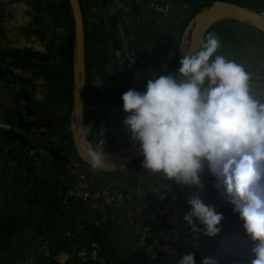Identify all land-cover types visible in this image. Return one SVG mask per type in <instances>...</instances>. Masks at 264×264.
<instances>
[{
    "label": "rangeland",
    "instance_id": "374dc122",
    "mask_svg": "<svg viewBox=\"0 0 264 264\" xmlns=\"http://www.w3.org/2000/svg\"><path fill=\"white\" fill-rule=\"evenodd\" d=\"M42 1L44 10L37 13L20 0H0V149L3 146L11 148L12 155L22 159L33 174L22 184V180L8 178L5 168L0 166V209L8 205V210L21 218L27 215L28 209L34 213L29 227L12 234L7 242L0 243V264H166L153 262L130 229L116 227L102 220L98 213L82 203L65 200L66 192L74 185L82 186L80 192L87 188L92 194L102 193V198L105 194L111 196L123 189L141 190L157 203L161 202V189L152 182V174L142 168L143 159L107 174L88 167L78 158L71 133L72 96L67 91L73 81V70L71 77L69 63L58 54L69 35V23L64 18L51 21V12L54 13L61 0ZM106 1L103 0V3ZM149 1L143 2L142 28L138 33L132 32L126 17L114 10V13L105 16L103 26L98 25L101 21L97 17V24H93L90 16L86 18L87 49L91 57L89 70L94 89L91 93L94 96L90 108L92 117L86 120L89 127L88 148L89 151L100 152L102 157L115 155L116 161L138 146L131 141L123 123L126 113L121 114L123 102L120 89L144 91L153 76L149 73L142 80L138 78L135 81L133 77L136 74L129 77L118 75L115 61L120 56V47L118 56L112 62L113 68H110L108 55L99 44L115 42L117 45L116 24L122 22L132 38L138 36L140 40L143 37L152 47L155 35L169 32L175 24L188 25L201 11L194 13L188 6L178 7L173 17H166L162 14L161 2ZM83 2L87 6L94 4V0ZM256 10L264 13V9ZM114 17H117L116 21ZM95 25H98V30L97 27L94 29ZM96 31H99L98 34H95ZM210 33L215 34L220 41L221 47L217 54L242 64L246 71L264 68V35L258 31L227 17L220 20ZM43 37L48 39L55 55L49 64L50 72L61 79L62 86L57 87L55 79L36 78L32 72L14 67L8 57L14 49L46 50ZM183 48L186 50L187 43H184ZM166 50V47H162L159 53L163 54ZM178 52L179 55L181 46ZM163 58H159L161 66L164 64ZM106 109L111 111V119L99 115ZM99 129L102 131L99 132ZM104 134L108 138L111 134L115 135L117 141L101 145L99 140ZM117 145L120 149L113 151ZM63 150L71 151L72 155L62 158L60 152ZM36 172L41 173V176L35 183L34 203L30 197ZM165 181L167 186L165 184L163 189H169L170 195L180 198L188 196L190 186L178 185L167 179ZM215 184L216 181L211 185L214 195L218 194L231 215L239 218L217 191ZM246 237L244 228L235 230V248H242V260L246 257ZM202 248H208L207 241Z\"/></svg>",
    "mask_w": 264,
    "mask_h": 264
},
{
    "label": "clouds",
    "instance_id": "9594fccd",
    "mask_svg": "<svg viewBox=\"0 0 264 264\" xmlns=\"http://www.w3.org/2000/svg\"><path fill=\"white\" fill-rule=\"evenodd\" d=\"M220 47L213 33L195 51L182 45L176 73L149 79L144 91L123 93V123L148 172L203 191L207 168L252 241L251 264H264V102L252 94L250 73L217 54ZM72 129L89 131L81 120ZM88 156L93 169L106 166L100 152ZM188 205L183 220L193 232L209 238L221 232L224 216L213 205L199 195ZM176 264H195L193 252ZM202 264L219 261L205 256Z\"/></svg>",
    "mask_w": 264,
    "mask_h": 264
},
{
    "label": "built area",
    "instance_id": "2783aa9c",
    "mask_svg": "<svg viewBox=\"0 0 264 264\" xmlns=\"http://www.w3.org/2000/svg\"><path fill=\"white\" fill-rule=\"evenodd\" d=\"M117 38L120 56L115 61V71L122 77L137 74L149 65L148 56L140 54L124 23H117ZM252 94L264 102V68L249 69ZM203 191L191 186L188 196L182 198L170 195V190H161V202L150 200L144 191L122 190L102 198V193L80 192L79 185L67 191L65 200H74L99 214L102 220L109 221L116 227H126L133 232L136 240L147 250L149 258L155 263L176 264L184 254L193 252L195 264H202L205 256L218 259L219 264H244L242 248H235V230L243 228L241 220L224 216L221 232L214 238L204 236L202 232L191 230L183 220L190 206L188 200L199 195L205 204L213 205L222 213L224 204L221 197L214 195L212 184L202 183ZM171 197V198H169ZM166 202V203H165ZM198 227L202 230L203 226ZM246 233V232H245ZM207 241L208 248H202ZM253 246V245H252ZM232 261H229V257Z\"/></svg>",
    "mask_w": 264,
    "mask_h": 264
},
{
    "label": "trees",
    "instance_id": "16d2710c",
    "mask_svg": "<svg viewBox=\"0 0 264 264\" xmlns=\"http://www.w3.org/2000/svg\"><path fill=\"white\" fill-rule=\"evenodd\" d=\"M20 1L25 2L30 8H32L37 13H41L44 10V3L42 0H20ZM158 1H160L163 5H166V6H175V7L188 6L191 8V10L194 13H196L200 9L203 8L204 4H210L216 0H158ZM221 1H228L232 3H236L241 6L248 7L254 10L264 9V0H221ZM81 2H82L83 11L85 14V5H84L83 0H81ZM52 17L56 19L64 18L69 23V28H68L69 35L64 41L63 45L58 50V54L69 63L70 74L72 77V70H73L72 68H73V61H74L73 60L74 58V31L72 27V14H71L70 6L67 0L60 1V3L57 5V9L52 14ZM113 24H116V23L113 22ZM187 26H188L187 23H183L179 25L176 29L177 41H176L175 55L171 58V65H170L171 68L170 70H168V74L176 72V68L178 66V56H176V54L179 53L178 51L180 50V46H181L183 36H184ZM148 43L149 42L146 39H144L141 42L136 43L135 48L138 53L146 54L149 60V54L147 51ZM87 54H88L87 55L88 75H87V82H86L85 97H86V120L89 121L90 117H92V110L90 108L94 102V96H91V93L94 92V89H93L92 76L89 70L91 66V61H90L91 57L89 56L88 49H87ZM8 57L11 59V63L14 65V67L27 71V72H32L36 78H41L43 80L55 79L56 86L57 87L62 86L61 79H59L58 77L56 78L55 74L50 72L49 64L55 58L53 49L51 47L48 48L46 53L32 51L30 49H14L12 52L8 54ZM141 70L146 72L148 70V66L143 67ZM67 91L70 94L69 96H72L73 81L68 85ZM120 91H121V95H123V93L126 92V89L123 88V89H120ZM26 99H28V97ZM121 112H122L121 114H124L123 109ZM99 115L105 117L106 119L112 118L111 111L107 109L101 112ZM98 131L101 132L102 129H99ZM116 141L117 139L115 135L111 134L110 137L108 138V135L104 134L101 140H99V143L105 146V144L107 143H114ZM119 149L120 148L117 145L113 149V151H118ZM105 151L110 152V150H107V149H105ZM201 176L205 179L215 180V178L207 172V168H205ZM152 179H153L152 182L159 189L162 190L164 187V181H163L162 175L152 174ZM35 200L36 198L34 199L33 202H35ZM8 208H9L8 205H4L0 209V243L7 242L11 238L12 234L17 232L23 226V219L18 217L13 212H10ZM222 214L226 217L240 220L238 217H234L233 215H231V212L229 211L228 207H225V206L223 207ZM245 244L247 245V249L245 250L246 257L244 260V264H251V248L253 244H252V241L248 239L247 237H246Z\"/></svg>",
    "mask_w": 264,
    "mask_h": 264
},
{
    "label": "water",
    "instance_id": "95a60500",
    "mask_svg": "<svg viewBox=\"0 0 264 264\" xmlns=\"http://www.w3.org/2000/svg\"><path fill=\"white\" fill-rule=\"evenodd\" d=\"M72 14V27L74 31V58H73V93H72V113H71V133L72 140L78 158L88 167L92 168L89 163V148L87 133L77 135L72 129L73 123L81 120L84 127L86 122V82L88 75L87 67V34L86 20L81 0H67ZM232 18L264 35V13L241 6L236 3L216 0L199 11L192 21L188 24L181 46L187 43L185 51L191 49L195 51L200 42L204 40L210 30L223 18ZM184 55V53H183ZM179 54V61L183 57ZM180 67V64H179ZM143 159L139 146L127 153L121 159L107 163L105 167L94 169L99 172L111 174L121 170L128 165ZM93 169V168H92ZM232 261V257H229Z\"/></svg>",
    "mask_w": 264,
    "mask_h": 264
},
{
    "label": "crops",
    "instance_id": "0c3cea01",
    "mask_svg": "<svg viewBox=\"0 0 264 264\" xmlns=\"http://www.w3.org/2000/svg\"><path fill=\"white\" fill-rule=\"evenodd\" d=\"M125 1H127V2L120 3L119 0H108V1H106L107 3H103V0H98V1L94 0V4L93 5L89 4V6H87L84 2L85 20H86V18H88L90 16V20H92L93 24H97L96 22L98 19L101 21V24H98V25L103 26V24H104L103 20H104V18H106L105 16H107V14H112L115 11V12H119L120 16L126 17L127 24L129 26V28L132 30V32L138 33V31L142 28L141 20H142V14H143L144 6H145L143 2H145L146 0H125ZM148 1L149 0H147V2ZM23 3H25V2H23ZM177 8L178 7H175V6L163 5V7L161 8L163 10L162 14H164V16H166V17L167 16L173 17V14L176 13ZM52 14L53 13L51 12V21L54 19L52 17ZM127 15H128V17H127ZM120 16H118V17L120 18ZM96 17H97V19H96ZM116 18L117 17H114L115 21L117 20ZM45 24L46 23L43 24L44 25L43 26L44 32L46 31ZM98 25H95L94 29H96V27ZM179 25L180 24H175V25L171 26L170 31L169 32L165 31L166 33H163V35H155L154 44L152 45V47L151 46L147 47V51L149 54L148 70L146 72H144L143 70L138 72L133 77L135 81L138 78H140L142 80V77H144L145 75H147L149 73L152 74L153 78H158L161 75H168V70H170V68H171L170 67L171 58L175 55V48H176V41H177L176 29ZM101 28L102 27H100V29ZM96 30H98V27ZM98 32L99 31H96L95 34H98ZM142 36H144V33ZM142 38L143 37H141V39ZM42 40L44 41V44L46 45L47 48L44 51H37V52H41V53L45 52L46 53L48 48H50L51 46H50V44H48V39L46 37H43ZM140 40H138V36H137V38L135 39V43L141 42ZM148 45H150V44L148 43ZM99 46H100V48H103V51H106V53L108 55V60H109L108 66H110V68H113L112 62L114 61V59H116V57L119 54L118 46L116 45L115 42H112V44L111 43L109 44V42H104L102 44H99ZM162 47H166L168 50H166L165 53L160 54L159 51ZM176 56H178V66L176 68V72H177V69L179 67V55H178V53L176 54ZM160 57H164L163 58V62H164L163 66H161L159 63ZM2 145H4V142L2 143ZM63 151L66 153V155H64L65 153L63 154ZM63 151L60 152V153H62L61 154L62 158H66V157L69 158L68 156L72 155V153H70L71 151H69V152L67 150H63ZM16 156L17 155H12L11 148H9V147L6 148L3 146L2 150L0 149V166L5 168L8 178H17L19 180H22L21 182L23 184L25 182V180L28 178L30 179L33 174L28 171L27 167H25V164L23 163L22 159H18V156L17 157ZM38 176H41V173L36 172L35 176L33 177V180L35 182H34V186H32V189H31L30 199L32 201H34V199L36 198V190L34 191V188H36L35 187L36 181L37 180L39 181V179H40V177H38ZM162 178L164 181V185L166 184L165 186H167V183L165 181L166 180L165 177L162 176ZM201 181H202V183L208 182V183L212 184V183H214L215 180L205 179L201 176ZM41 182H40V186L42 187L43 184ZM8 194L11 196L10 193H8ZM34 203H36V200ZM27 211H28L27 215L22 217L23 226L17 232L24 231L31 224V219L34 217V213L31 209H28Z\"/></svg>",
    "mask_w": 264,
    "mask_h": 264
},
{
    "label": "bare ground",
    "instance_id": "6f19581e",
    "mask_svg": "<svg viewBox=\"0 0 264 264\" xmlns=\"http://www.w3.org/2000/svg\"><path fill=\"white\" fill-rule=\"evenodd\" d=\"M183 50L185 51V48H183ZM181 55H183V52L181 51ZM118 155V154H117ZM102 159L107 162V163H112L115 162L117 159V156L115 155H107L105 157H102Z\"/></svg>",
    "mask_w": 264,
    "mask_h": 264
}]
</instances>
